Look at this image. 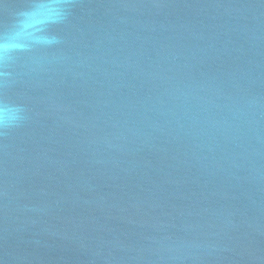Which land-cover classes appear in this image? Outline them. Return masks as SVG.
<instances>
[{
  "label": "water",
  "instance_id": "water-1",
  "mask_svg": "<svg viewBox=\"0 0 264 264\" xmlns=\"http://www.w3.org/2000/svg\"><path fill=\"white\" fill-rule=\"evenodd\" d=\"M0 264H264V0H0Z\"/></svg>",
  "mask_w": 264,
  "mask_h": 264
}]
</instances>
